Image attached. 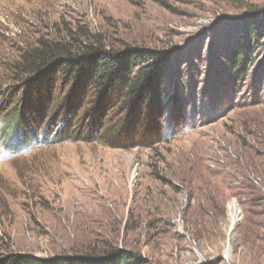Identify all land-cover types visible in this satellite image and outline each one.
I'll use <instances>...</instances> for the list:
<instances>
[{
	"label": "rangeland",
	"instance_id": "rangeland-1",
	"mask_svg": "<svg viewBox=\"0 0 264 264\" xmlns=\"http://www.w3.org/2000/svg\"><path fill=\"white\" fill-rule=\"evenodd\" d=\"M254 9L264 0H0V257L264 264V38L247 73L230 66ZM54 44L169 53L168 103L141 123L162 141L133 144L120 104L95 118L94 92L71 112L60 75L48 100L23 57ZM171 112L187 113L175 135ZM31 129L48 142L20 148Z\"/></svg>",
	"mask_w": 264,
	"mask_h": 264
},
{
	"label": "trees",
	"instance_id": "trees-1",
	"mask_svg": "<svg viewBox=\"0 0 264 264\" xmlns=\"http://www.w3.org/2000/svg\"><path fill=\"white\" fill-rule=\"evenodd\" d=\"M241 23L243 25L241 48L230 58V66L237 70L236 76L248 72L251 49L262 47L264 10H252L243 16ZM23 58L27 63L26 70L28 72L26 73L38 74L35 75V78L41 83L50 80L48 100L56 90L57 77L60 75V87L71 85V99L68 104L69 109H72L71 112L79 110L82 98L94 92L99 96V104L94 109H97L95 118L98 119V112L102 110L100 120L104 119L102 116L106 111L104 108L106 101L110 104L109 106L120 104L123 110L131 111L133 116L135 115L130 118L128 128L123 126V129L135 135L136 138L138 137V140L132 141L133 144L135 142L136 146L150 148L162 141L165 131L159 133V130L150 134L147 126L141 125V123L145 120V107L157 111L163 102L168 103L165 96H167L168 76L171 71L169 53L137 48L114 51L89 44L77 47L68 44L65 46L54 44L43 45L41 49L29 52ZM31 81L32 79H29L27 82L31 83ZM179 104L181 105V103ZM40 110L41 108L34 109L30 106L25 120L27 125L32 123V116H35ZM140 113L141 116H139ZM186 114L184 112L183 116L175 121L174 113H170L171 131L174 135L177 134L178 128H184ZM133 118L135 119L133 120ZM15 135L11 134L10 138L13 139ZM21 135L24 136V140H28L26 144L22 143L20 148H24L23 145H30L40 136L41 140L39 141L48 142L47 134L38 135V132L32 129L30 132L25 130V133L22 132ZM0 264H146V262L141 256L131 251L112 249L97 256L69 255L52 259H44L30 254H10L0 257Z\"/></svg>",
	"mask_w": 264,
	"mask_h": 264
},
{
	"label": "bare ground",
	"instance_id": "bare-ground-1",
	"mask_svg": "<svg viewBox=\"0 0 264 264\" xmlns=\"http://www.w3.org/2000/svg\"><path fill=\"white\" fill-rule=\"evenodd\" d=\"M234 208H235L234 206H231V210H234ZM236 213H237V212H236ZM232 215H233V216H232V217H233L232 220L235 221V220H236V219H235V215H234V214H232Z\"/></svg>",
	"mask_w": 264,
	"mask_h": 264
}]
</instances>
